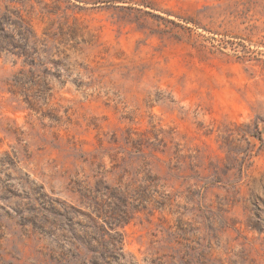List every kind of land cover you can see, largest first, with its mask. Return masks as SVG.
Listing matches in <instances>:
<instances>
[{
    "label": "rangeland",
    "instance_id": "1",
    "mask_svg": "<svg viewBox=\"0 0 264 264\" xmlns=\"http://www.w3.org/2000/svg\"><path fill=\"white\" fill-rule=\"evenodd\" d=\"M0 264H264V0H0Z\"/></svg>",
    "mask_w": 264,
    "mask_h": 264
}]
</instances>
